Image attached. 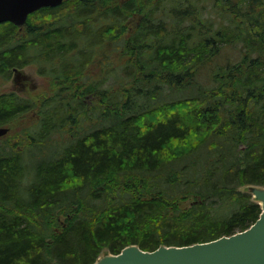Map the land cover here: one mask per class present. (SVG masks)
<instances>
[{"label":"trees","instance_id":"16d2710c","mask_svg":"<svg viewBox=\"0 0 264 264\" xmlns=\"http://www.w3.org/2000/svg\"><path fill=\"white\" fill-rule=\"evenodd\" d=\"M228 45L240 61H220ZM28 64L42 99L0 93V126L40 110L0 151V264H94L257 220L241 186L264 187V0H64L0 24V78Z\"/></svg>","mask_w":264,"mask_h":264},{"label":"water","instance_id":"95a60500","mask_svg":"<svg viewBox=\"0 0 264 264\" xmlns=\"http://www.w3.org/2000/svg\"><path fill=\"white\" fill-rule=\"evenodd\" d=\"M63 1L0 0V24L10 21L23 26L31 13ZM9 130L8 126H0V138ZM248 190L262 210L257 220L244 230L187 245L162 244L153 250L131 244L118 253L101 255L94 264H264V187L250 185Z\"/></svg>","mask_w":264,"mask_h":264},{"label":"rangeland","instance_id":"374dc122","mask_svg":"<svg viewBox=\"0 0 264 264\" xmlns=\"http://www.w3.org/2000/svg\"><path fill=\"white\" fill-rule=\"evenodd\" d=\"M239 45H237V47H232L231 45L225 46L222 53L223 57L220 61H240L245 51H241L239 49ZM251 56H255V54ZM206 68L209 69H205L203 75L208 81L207 83L212 85V74L215 73L218 66L209 64ZM11 91H16L20 95L33 98L36 100L35 102H38L48 92V81L44 76L38 73L35 65L33 64H28L19 68H12L8 79L3 80L0 78V93ZM39 121L40 110L37 106H33V108L29 111H25L21 115L17 116L15 120L8 125L10 127V131L0 138V151L5 152L10 147H12L14 151H19L21 148H24V145L21 143L24 136L22 131L37 124ZM37 154L41 155L42 153ZM33 159V163H35V158L33 157ZM241 188L248 189V186L243 185ZM187 203L189 204L190 202L188 201ZM62 218H64V216H62Z\"/></svg>","mask_w":264,"mask_h":264},{"label":"bare ground","instance_id":"6f19581e","mask_svg":"<svg viewBox=\"0 0 264 264\" xmlns=\"http://www.w3.org/2000/svg\"><path fill=\"white\" fill-rule=\"evenodd\" d=\"M27 20H28V19H27ZM2 77H4V76H2ZM3 80H4V79H3ZM9 135H10V134H9ZM28 141H29V140H28ZM22 143H23V142H22ZM11 145H12V144H11ZM3 150H4V149H3ZM7 152H8V151H7ZM24 158H25V157H24ZM23 178H24V177H23ZM26 178H27V176H26ZM18 185H19V184H18ZM22 187H23V185H22ZM22 191H23V190H22ZM22 191H21V192H22Z\"/></svg>","mask_w":264,"mask_h":264},{"label":"flooded vegetation","instance_id":"af4514ba","mask_svg":"<svg viewBox=\"0 0 264 264\" xmlns=\"http://www.w3.org/2000/svg\"><path fill=\"white\" fill-rule=\"evenodd\" d=\"M21 115V114H20ZM19 116V115H18Z\"/></svg>","mask_w":264,"mask_h":264}]
</instances>
